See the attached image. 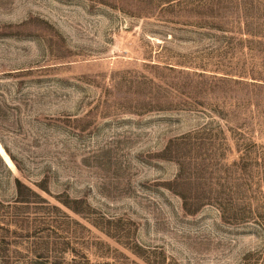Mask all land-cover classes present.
<instances>
[{
  "label": "rangeland",
  "instance_id": "obj_1",
  "mask_svg": "<svg viewBox=\"0 0 264 264\" xmlns=\"http://www.w3.org/2000/svg\"><path fill=\"white\" fill-rule=\"evenodd\" d=\"M0 264H264V0H0Z\"/></svg>",
  "mask_w": 264,
  "mask_h": 264
},
{
  "label": "bare ground",
  "instance_id": "obj_2",
  "mask_svg": "<svg viewBox=\"0 0 264 264\" xmlns=\"http://www.w3.org/2000/svg\"><path fill=\"white\" fill-rule=\"evenodd\" d=\"M1 153H2V155L5 157L4 153H3V152H1Z\"/></svg>",
  "mask_w": 264,
  "mask_h": 264
}]
</instances>
